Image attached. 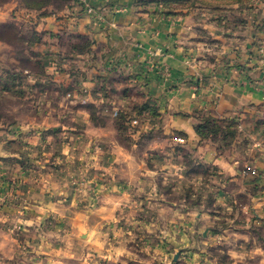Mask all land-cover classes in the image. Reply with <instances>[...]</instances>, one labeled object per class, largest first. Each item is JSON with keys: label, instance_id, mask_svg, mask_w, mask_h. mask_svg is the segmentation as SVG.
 I'll use <instances>...</instances> for the list:
<instances>
[{"label": "crops", "instance_id": "obj_1", "mask_svg": "<svg viewBox=\"0 0 264 264\" xmlns=\"http://www.w3.org/2000/svg\"><path fill=\"white\" fill-rule=\"evenodd\" d=\"M9 24L34 28L25 55L45 66H21L0 33V93L30 88L16 80L25 73L64 87L56 105L70 111L57 124L15 113L0 125V264H187L189 253L202 264L264 263V0L173 9L164 0H3L0 25ZM121 106L133 145L160 133L159 148L118 139ZM205 117L234 123L249 148L203 138ZM187 155L217 173H207L214 204L208 190L195 199L211 180L192 173Z\"/></svg>", "mask_w": 264, "mask_h": 264}, {"label": "rangeland", "instance_id": "obj_2", "mask_svg": "<svg viewBox=\"0 0 264 264\" xmlns=\"http://www.w3.org/2000/svg\"><path fill=\"white\" fill-rule=\"evenodd\" d=\"M3 0H0L2 2ZM67 0H25V3L34 7H39L42 5L47 4H62L66 2ZM164 2L169 6V8L173 9V6L177 7H191L193 5H196V3H202V4H228L230 2H235V0H164ZM10 25V24H9ZM0 25V33L5 37L8 44H11V48H15L19 53V64L21 66H31L34 69V72L41 73L44 69V60L42 58H38L37 56L34 57V59L29 62V60L26 58L25 50L27 48V45L29 47H35L38 37L34 32V28L31 27V25ZM26 38L29 39V44L26 43ZM40 43V42H39ZM25 73H19L17 75L18 82L22 83L23 85H28L30 88H25V86L21 88H17L15 91L12 92V96L10 94V90H7L5 92L0 93V125L4 124L9 125V123H12L9 118L13 117L16 114L19 116H27V115H33L35 117H40V122H44L46 124H57L55 122L54 116L57 114L62 113L64 106L61 107V109L56 105L59 97H61L65 91V88H57V85L51 84L48 81L41 80V81H31V79L25 77ZM3 84L9 87L10 84V76L7 74L3 77ZM105 91L103 92V94ZM27 97V98H26ZM40 97L43 99H47V103L43 106L41 103ZM40 101V102H39ZM121 105H125L121 104ZM146 105V104H145ZM148 106V105H147ZM107 107V106H103ZM152 107V105L148 106ZM126 106H121L116 108L117 113H113L115 110L113 109V120L116 128L119 131L118 139L128 146L129 148H159L156 147V143L161 141L160 133H150L147 135L142 136L138 140V146L133 145V141L135 140L132 135V121L129 122V116L130 112L128 109H126ZM67 113H62L63 115L68 114L70 111V108H67ZM34 110V111H33ZM102 110V111H101ZM98 107H95L93 109L95 119L97 123H107L108 120L103 115H100L98 112ZM101 114H103V109L100 108ZM43 112H50L48 115L43 114ZM111 113V111H110ZM111 113V114H112ZM64 115V117H65ZM109 118V117H108ZM66 119L61 121L62 123H70ZM28 123H34V122H28ZM134 124V123H133ZM206 133L208 138L214 139L217 144H219L220 148H225L226 150H232L233 148H237L240 151H243V148H249L250 146V138L244 134V132L240 131L239 128L232 123L223 122L220 120L217 121H211L208 125V128H206ZM167 148H173V143ZM151 150V149H148ZM244 155V154H243ZM149 159H154L155 154L150 152L148 154ZM188 157V155L186 156ZM188 165L191 168L192 173L194 174H201L202 172L205 174L204 176L206 181L211 180L208 175H214L213 180H215V177L217 173L213 171L212 169L204 168L202 169L200 166H198L196 163L193 162V160L188 157ZM207 173H209L207 175ZM210 185H204V188L198 187L197 189H193L195 192V199L199 198L200 195H202L206 190H208V194H206V200L209 204H214V194L210 189L214 186L213 182L210 181ZM215 184V183H214ZM165 189L167 190V187L165 186ZM213 253V252H212ZM214 253H216V250H214ZM179 256L176 255L175 258ZM188 256H186L187 258ZM190 253L187 260L190 259ZM198 257V254H197ZM221 258L225 259L227 261V257L223 255ZM184 261V259H183ZM188 261L186 263L188 264ZM191 261V262H190ZM189 261L190 264H202L203 261L201 260V256L199 257V260L196 261L194 258H191ZM185 264V263H184ZM257 264H264L257 259Z\"/></svg>", "mask_w": 264, "mask_h": 264}, {"label": "trees", "instance_id": "obj_3", "mask_svg": "<svg viewBox=\"0 0 264 264\" xmlns=\"http://www.w3.org/2000/svg\"><path fill=\"white\" fill-rule=\"evenodd\" d=\"M237 1H244V0H237ZM245 1H248V0H245ZM211 121H217V119H213L211 117H205V118H202L201 122L197 124V131L203 138H208L207 133H206V128H208V125ZM232 124L235 125L234 123Z\"/></svg>", "mask_w": 264, "mask_h": 264}, {"label": "built area", "instance_id": "obj_4", "mask_svg": "<svg viewBox=\"0 0 264 264\" xmlns=\"http://www.w3.org/2000/svg\"><path fill=\"white\" fill-rule=\"evenodd\" d=\"M85 6H86L87 12H89L90 14L95 15V17L98 18L99 14L97 13L96 9L93 6H90L87 3H85ZM178 139L182 141L184 138L179 136Z\"/></svg>", "mask_w": 264, "mask_h": 264}]
</instances>
